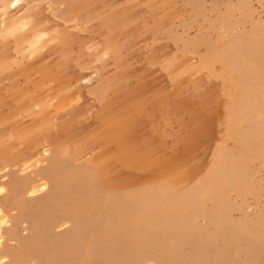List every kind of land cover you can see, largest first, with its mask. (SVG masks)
I'll list each match as a JSON object with an SVG mask.
<instances>
[{"label": "rangeland", "instance_id": "rangeland-1", "mask_svg": "<svg viewBox=\"0 0 264 264\" xmlns=\"http://www.w3.org/2000/svg\"><path fill=\"white\" fill-rule=\"evenodd\" d=\"M0 264H264V0H0Z\"/></svg>", "mask_w": 264, "mask_h": 264}, {"label": "bare ground", "instance_id": "bare-ground-1", "mask_svg": "<svg viewBox=\"0 0 264 264\" xmlns=\"http://www.w3.org/2000/svg\"><path fill=\"white\" fill-rule=\"evenodd\" d=\"M1 232V231H0Z\"/></svg>", "mask_w": 264, "mask_h": 264}]
</instances>
